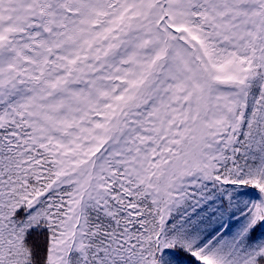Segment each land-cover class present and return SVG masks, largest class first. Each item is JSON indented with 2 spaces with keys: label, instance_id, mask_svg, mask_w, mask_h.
<instances>
[{
  "label": "snow or ice",
  "instance_id": "obj_1",
  "mask_svg": "<svg viewBox=\"0 0 264 264\" xmlns=\"http://www.w3.org/2000/svg\"><path fill=\"white\" fill-rule=\"evenodd\" d=\"M0 264H264V0H0Z\"/></svg>",
  "mask_w": 264,
  "mask_h": 264
}]
</instances>
